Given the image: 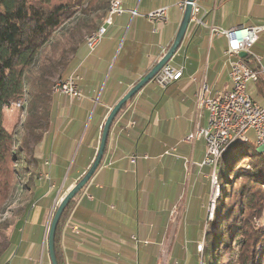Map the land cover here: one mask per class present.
Instances as JSON below:
<instances>
[{
  "label": "crops",
  "instance_id": "obj_1",
  "mask_svg": "<svg viewBox=\"0 0 264 264\" xmlns=\"http://www.w3.org/2000/svg\"><path fill=\"white\" fill-rule=\"evenodd\" d=\"M184 3L121 0L123 13L112 15L110 23L104 17L98 20L105 31L92 48L79 42L77 19L55 34L50 49L63 62L58 70L76 77L83 97L65 111V131L41 152L51 187L68 173L75 181L91 164L105 116L166 52ZM196 3L206 24L190 19L168 61L182 70L181 76L164 85L150 80L114 119L100 165L75 197L62 226L65 264H195L194 225L175 238L171 230L172 224H202L210 192V167L202 165L204 141L184 139L197 125L207 124V111L198 106L200 88L207 86V95L213 96L230 87L226 39L211 35L210 27L264 24V0ZM163 7L164 21L147 19V14ZM260 36L255 45L264 61V32ZM220 37L222 46L215 43ZM249 135L253 137V132ZM41 213L42 207L35 206L24 229L6 246V264H42L47 224ZM34 226L41 229L32 238Z\"/></svg>",
  "mask_w": 264,
  "mask_h": 264
},
{
  "label": "trees",
  "instance_id": "obj_2",
  "mask_svg": "<svg viewBox=\"0 0 264 264\" xmlns=\"http://www.w3.org/2000/svg\"><path fill=\"white\" fill-rule=\"evenodd\" d=\"M110 1L0 0V211L10 194L9 180L15 171L30 173L29 176H20V179L33 178L31 185L36 188L42 184L37 171L30 165L34 158L23 159L24 163L16 162L20 156L14 150L15 136L3 124L5 109L18 103L26 106L30 100L31 106L27 111L36 115L33 107L48 103L52 78L57 75L60 80L64 79L58 70L63 62L46 63V48L54 44L55 34L65 31L73 19L78 21L79 42L88 47L87 38L99 30L97 22L107 17ZM89 27L91 31L86 29ZM252 51L261 54L255 44ZM244 61L254 65L250 56ZM39 63H42V68ZM254 86L256 94L252 98L264 103V76L260 75ZM26 95L29 99L25 98ZM93 157L94 150L89 162ZM72 168L73 165L69 171ZM216 177L219 196L211 221L212 231L206 236L207 244L203 250L208 264H213L216 255L233 250L234 243L237 251L232 264H264V225L258 223L264 217V153L256 149L253 139L233 143L218 160ZM13 185L19 193L20 187L15 182ZM75 197L63 210L56 229L54 247L59 264H65L60 244L61 230ZM29 207L25 204L21 208L23 214L26 215ZM40 229L39 226L33 227L32 238L39 235ZM6 248L0 243V264H6ZM42 264H50L47 252Z\"/></svg>",
  "mask_w": 264,
  "mask_h": 264
},
{
  "label": "rangeland",
  "instance_id": "obj_3",
  "mask_svg": "<svg viewBox=\"0 0 264 264\" xmlns=\"http://www.w3.org/2000/svg\"><path fill=\"white\" fill-rule=\"evenodd\" d=\"M109 9H108V15L105 18L106 22H108L109 19ZM101 28L103 27L101 26L99 30ZM99 30L94 34L95 36H98L97 34L99 33ZM94 35L92 36L94 37ZM90 37L87 38V41L90 39ZM221 38L222 37H220V39L217 40L215 39V43L219 46H222L223 44L224 38L222 39ZM261 44L262 43H260V45ZM44 55L46 57V63L48 64L57 61L56 59L57 57L53 55L50 46L46 48ZM39 67L40 68L43 67L42 63H39ZM35 74H39V73H35ZM68 76L69 75L64 74L61 77V79L64 80H60L59 76L57 75H55L52 78L51 80L52 83L50 85L49 94H48L49 97L48 103L44 106L40 104H36L33 107L36 111V115H33L30 111H27V108H30L29 106H31L30 100H27L26 106H23L18 103L12 105L9 108H6L4 111L3 124H5L6 128L10 132H12L16 138L14 150L20 156L19 157L20 159L17 160L16 162L24 163L23 159L28 160L34 158L35 159L34 163L31 162L30 165L33 166L34 169L37 171L39 180L42 183L39 188H36L34 185H31V181L33 180V178L28 177L25 179L23 178L20 179V176H26V175L29 176L30 173H19L15 171L12 174L11 177L12 179L9 180V184L11 186H9L8 188L10 194H8L7 196L8 199L6 200V202L3 205V208L0 211V243H2L4 247L14 242V239L17 238V236L19 235L20 230L24 229L25 227L24 224H27L26 221H28L31 218L35 206L38 205L42 207L43 213L45 214V224H47L46 234H45L46 235L45 240H46L48 227L52 220L53 214L57 208V204L59 200L79 180V179H76L75 181L69 180L68 179L69 173H68L67 178L64 181L62 182L56 181L54 187H51V185H53V181L50 179V175L48 173V168H47L48 165L44 162L45 159H42L40 157L43 148L48 149L49 142L50 141L56 142L59 132L65 131L68 122L67 121L68 118L65 117L66 115L65 111L68 108H70L76 100H81V98L83 97L82 90H81L82 97L80 99L69 97L64 93L55 90L54 87H58L57 85L61 81L62 82L65 81V79ZM247 92L251 97L255 98L256 89L253 82L248 83ZM25 98L29 99L27 95L25 96ZM261 101L263 100H260V102ZM104 120L102 122V126ZM101 131H102V127L100 129V133L98 136L99 139H100ZM98 144H99V140L97 143V147ZM256 149L262 152V149L258 147H256ZM221 155H219V157L217 158V162L214 166L215 169L214 172H213V167H211V171L213 172V174H212L211 182L209 180L210 192L208 196V202L205 206L203 223L202 224H172V230H171L172 238H175L176 236L180 235L184 230L189 231L190 226L194 225L193 232L195 235L194 236L195 242L193 243V249H194L193 253L195 258V264H208L207 258L204 255L203 250L205 248V245L207 244L206 236L212 231L211 221L213 219V214L215 210V202L219 196V185L217 183L216 172H217L218 159H220ZM45 157L51 160V157H49V155H45ZM83 173L78 178H81ZM208 178H209V174H208ZM13 182H15L16 186L20 187L19 193L17 192L15 185H13ZM78 193L76 195H78ZM25 204L30 205L26 215L23 214L21 210V208ZM43 213H41V215ZM258 223L264 225V217L258 220ZM1 224H3V226ZM233 246H234L233 250L225 251L222 254L216 255L214 257L213 264H232L234 262V259L236 258L235 253L237 251L236 243H234ZM45 248L46 249H44V252H47V246Z\"/></svg>",
  "mask_w": 264,
  "mask_h": 264
},
{
  "label": "built area",
  "instance_id": "obj_4",
  "mask_svg": "<svg viewBox=\"0 0 264 264\" xmlns=\"http://www.w3.org/2000/svg\"><path fill=\"white\" fill-rule=\"evenodd\" d=\"M167 8H159L149 14L147 19L150 22L164 21ZM201 6L194 0L191 21L205 25ZM125 10L121 5V0L115 1L113 14H121ZM205 13V12H204ZM111 22V19L108 23ZM105 28H101L96 38L89 39L87 45L92 48L102 37ZM264 32V24L256 26H237L229 29H222L215 26L210 27V34H221L225 36L226 46L224 55L229 64L230 87L224 91L215 93L213 96L207 95L208 87L203 85L198 92V106L207 111V124L197 125L186 136L185 140L194 142L202 139L205 144V152L202 165L210 167L209 180L212 174L211 162H217V151L225 147V143L231 139H239L247 136L248 132H253L256 147L264 148V103L253 99L247 92L249 82L257 81L260 75L264 76V61L261 55L252 51L253 45ZM246 52L247 58L250 56L254 60V65L250 66L244 58L239 56L240 52ZM182 70L165 64L156 74L155 80L159 84H167L172 80H177L181 76ZM76 77L69 75L65 81L59 83V87H54L56 91L64 93L69 97L80 99L82 91L75 81ZM134 157H131V161ZM73 230H76L73 228ZM134 241H138L135 236ZM147 243V242H145Z\"/></svg>",
  "mask_w": 264,
  "mask_h": 264
},
{
  "label": "water",
  "instance_id": "obj_5",
  "mask_svg": "<svg viewBox=\"0 0 264 264\" xmlns=\"http://www.w3.org/2000/svg\"><path fill=\"white\" fill-rule=\"evenodd\" d=\"M194 0H185L184 8H183V14L181 21L179 23L177 32L174 36L173 41L171 42L170 46L166 50V52L161 56V58L152 66V68L140 79L138 80L134 85H132L124 94L123 96L114 104V106L110 109L109 113L105 117L102 131L99 139V144L95 153L94 158L91 161V164L87 168V170L83 173L81 178L64 194V196L59 200L57 204V208L53 214L52 220L49 224L48 231H47V239H46V246H47V254L50 261V264H59L56 253H55V234L57 225L60 219V216L65 209L66 205L73 199L76 194L85 186V184L90 180L91 176L95 172V170L100 165V162L102 160L110 128L112 126V123L114 119L116 118L117 114L120 112L122 107L150 80L154 79L156 74L160 71V69L168 63V61L171 59L177 48L179 47L186 29L188 27V24L191 19L192 15V8H193ZM239 56L242 58H245L247 56V53L242 51L239 53ZM250 132H248L247 136L249 139H254L251 137ZM238 140L234 139L231 141L229 146L233 143H237Z\"/></svg>",
  "mask_w": 264,
  "mask_h": 264
},
{
  "label": "bare ground",
  "instance_id": "obj_6",
  "mask_svg": "<svg viewBox=\"0 0 264 264\" xmlns=\"http://www.w3.org/2000/svg\"><path fill=\"white\" fill-rule=\"evenodd\" d=\"M115 1H118V0H111L110 1V9H109V19H108V21L111 19V14H113V11H114V7H115ZM99 32H100V30H99ZM98 35V34H97ZM97 36H95L94 35V37L92 36V37H90V39H92V38H96ZM62 82V81H61ZM58 87H59V84L57 85ZM249 138H248V136H241V137H239V139H237L238 141H247ZM232 140H234V139H231V141ZM254 140V142H255V139H253ZM231 141L230 142H227V143H225V147L224 148H221L220 150H218L217 151V158L219 157V155H221V153L223 152V151H225L226 149V147H228L229 146V144L231 143ZM258 148H260V149H262V152L264 153V148L263 147H258ZM225 149V150H224ZM219 160V159H218ZM215 164H216V162H211V167H213V172L215 171V169H214V166H215ZM214 178V177H213Z\"/></svg>",
  "mask_w": 264,
  "mask_h": 264
}]
</instances>
